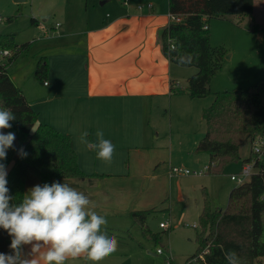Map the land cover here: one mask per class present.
<instances>
[{
    "label": "crops",
    "instance_id": "1",
    "mask_svg": "<svg viewBox=\"0 0 264 264\" xmlns=\"http://www.w3.org/2000/svg\"><path fill=\"white\" fill-rule=\"evenodd\" d=\"M102 1L106 0H86L76 17L81 28L73 34L76 38L63 36L70 35L63 31L60 45L48 49L43 56L48 64L43 83L34 82L32 73L23 77L17 72L11 77L41 124L72 137L79 166L88 175L56 181L84 193L100 215L132 217L134 211L155 207L147 208L143 198L133 200L132 186L151 176L156 162L151 151L159 148L152 120L165 107L164 99L180 89L179 70L163 51L161 34L171 24L169 0L165 4L163 0H128L127 4L119 0L109 7ZM260 6L264 9V0ZM257 8L258 0H254L253 14L239 17L253 18ZM24 78L29 79L27 84H19ZM98 129L115 146L110 164L79 143L84 132L96 142ZM121 193L125 195L118 199Z\"/></svg>",
    "mask_w": 264,
    "mask_h": 264
},
{
    "label": "rangeland",
    "instance_id": "2",
    "mask_svg": "<svg viewBox=\"0 0 264 264\" xmlns=\"http://www.w3.org/2000/svg\"><path fill=\"white\" fill-rule=\"evenodd\" d=\"M85 1L27 0L15 3L13 0H0V34H15L19 45L30 44L29 50L9 68L10 74L19 72L25 77L32 73L34 82H42L44 79L36 76L39 60L52 46L60 45L58 38L62 37L63 31L70 33L63 36L76 38L73 34L81 30L76 17ZM102 2L108 7L115 2L120 3L119 0ZM260 3L262 0H258L253 18L228 16L210 21L212 46H222L226 50L223 67L211 82L212 93L199 99H191L184 94L164 99L165 107L152 120L159 135L155 142L159 148L151 151L156 161L151 167V176L145 182L141 179L139 184L132 186L133 200L143 198L147 208L155 206L150 209L145 223L153 237H146L141 225L130 216L102 215L107 220L103 227L109 235H116L118 248L100 264H169L170 261L187 264L198 248L203 188L207 189L213 210L228 207L231 191L240 185L232 177L241 174L242 162L250 157L253 149L252 142L248 141L241 147L240 159L227 164L218 174L207 172L209 157L195 150L205 133L203 112L213 104V93L236 88L247 90L264 79V9ZM32 20L36 22L32 23ZM5 62V59L0 60V63ZM176 68L179 70L178 86L186 91L188 79L197 72V68L178 64ZM28 81L24 78V82L19 84L26 85ZM261 98L264 104V94ZM41 123L38 115L33 129ZM171 167L189 170L192 174L172 175ZM122 195L125 194H119L118 199ZM161 223L167 228H161ZM69 264L91 262L80 258ZM256 264H264V258Z\"/></svg>",
    "mask_w": 264,
    "mask_h": 264
},
{
    "label": "trees",
    "instance_id": "3",
    "mask_svg": "<svg viewBox=\"0 0 264 264\" xmlns=\"http://www.w3.org/2000/svg\"><path fill=\"white\" fill-rule=\"evenodd\" d=\"M169 8L171 15L184 16V20L178 24L171 23L162 31L163 51L176 64L179 55L191 53L196 57L191 65H178L197 68V72L188 79L187 90L177 89L174 93H185L191 99L207 97L212 93V79L222 69L226 56L224 47L211 44L210 21L228 16H251L254 0H169ZM15 36L0 34V51L10 52L4 58L6 62L0 63V108L10 109L15 114L17 119L11 122L12 127L4 130L15 133L27 156L21 158L13 147L7 151L6 160L0 162L7 168L11 166L7 187L13 197L10 203L18 204L27 189L37 184L84 179L88 175L79 166L70 135L48 124H39L37 129H33L38 113L14 83L9 69L29 50L30 44L19 45ZM169 40L174 42L175 51H169ZM47 72L48 64L43 57L37 64L36 76L45 79ZM213 94V104L203 112L206 131L196 152L207 154V172L218 174L227 164L240 159L239 151L244 144L264 137V104L261 98L264 79L247 90L236 88ZM252 161H256L257 172L231 191L225 210H213L207 189L203 188L198 248L187 264H229L225 258L228 250L236 253L238 264H256L264 258V155L258 158L251 151L250 157L242 163ZM149 213L151 210L131 214L148 238L153 237L145 225ZM10 242L11 237L0 228V253H11Z\"/></svg>",
    "mask_w": 264,
    "mask_h": 264
},
{
    "label": "clouds",
    "instance_id": "4",
    "mask_svg": "<svg viewBox=\"0 0 264 264\" xmlns=\"http://www.w3.org/2000/svg\"><path fill=\"white\" fill-rule=\"evenodd\" d=\"M195 59L185 53L178 56L177 63L191 65ZM16 119L10 109L0 108V161L6 160L15 140V133L2 130L10 129ZM95 135L96 142H92L84 132L79 143L95 151L97 159L110 164L115 146L104 138L103 130L98 129ZM18 153L21 158L27 156L23 148ZM7 174L6 164L0 162V228L11 237V253H0V264H66L80 258L100 264L117 250L116 235L107 233L103 227L106 218L93 210L94 205L84 193L67 183L53 181L33 186L20 203L13 204ZM25 246H30V250L25 251ZM225 258L229 264H238L232 250L225 252Z\"/></svg>",
    "mask_w": 264,
    "mask_h": 264
},
{
    "label": "built area",
    "instance_id": "5",
    "mask_svg": "<svg viewBox=\"0 0 264 264\" xmlns=\"http://www.w3.org/2000/svg\"><path fill=\"white\" fill-rule=\"evenodd\" d=\"M125 4L128 3V0H124ZM149 8H152V4H148ZM139 9L142 10L143 6H139ZM184 20V16L181 15H171L170 14V22L171 23H182ZM205 28L207 29V25H205ZM169 49H175V44L172 40H169ZM10 52L8 50H1L0 51V60L4 59L5 57L9 56ZM46 84V83H45ZM253 149L252 151L254 152V154L258 157L261 158L264 155V137L263 138H257L253 141ZM257 172V168H256V161H252V162H246L243 163L242 166V170H241V174L237 175V176H233L232 180L233 181H237L240 184H243L245 182H247L252 175ZM185 174V175H191L192 172L189 170H181V169H177L175 167L171 168V174L172 175H176V174ZM195 175H197V173H194ZM160 227L163 229L167 228V225L164 223L160 224ZM194 228H196V225H193ZM159 254H161V251H158Z\"/></svg>",
    "mask_w": 264,
    "mask_h": 264
},
{
    "label": "water",
    "instance_id": "6",
    "mask_svg": "<svg viewBox=\"0 0 264 264\" xmlns=\"http://www.w3.org/2000/svg\"><path fill=\"white\" fill-rule=\"evenodd\" d=\"M15 3H24V2H27V0H13ZM3 132L7 133L9 131H5V130H2ZM14 147L17 149V151L20 149V146H19V141H18V137L15 135V140H14Z\"/></svg>",
    "mask_w": 264,
    "mask_h": 264
}]
</instances>
